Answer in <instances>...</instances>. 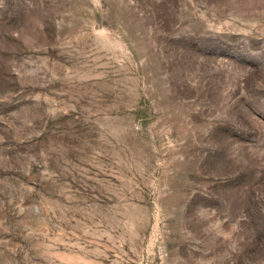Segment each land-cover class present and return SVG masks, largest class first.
I'll return each mask as SVG.
<instances>
[{"label":"rangeland","instance_id":"obj_1","mask_svg":"<svg viewBox=\"0 0 264 264\" xmlns=\"http://www.w3.org/2000/svg\"><path fill=\"white\" fill-rule=\"evenodd\" d=\"M0 264H264V0H0Z\"/></svg>","mask_w":264,"mask_h":264}]
</instances>
